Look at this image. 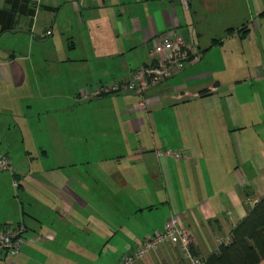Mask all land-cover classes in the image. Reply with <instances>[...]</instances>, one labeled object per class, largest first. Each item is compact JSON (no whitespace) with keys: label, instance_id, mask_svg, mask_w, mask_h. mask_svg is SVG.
<instances>
[{"label":"crops","instance_id":"0c3cea01","mask_svg":"<svg viewBox=\"0 0 264 264\" xmlns=\"http://www.w3.org/2000/svg\"><path fill=\"white\" fill-rule=\"evenodd\" d=\"M10 13L0 151L15 171L0 169V224L24 222L26 239L0 264H115L172 214L194 254L216 250L264 195V0H0V31ZM171 30L202 58L145 93L81 97L155 63ZM186 262L167 241L135 264Z\"/></svg>","mask_w":264,"mask_h":264},{"label":"built area","instance_id":"2783aa9c","mask_svg":"<svg viewBox=\"0 0 264 264\" xmlns=\"http://www.w3.org/2000/svg\"><path fill=\"white\" fill-rule=\"evenodd\" d=\"M50 33V30L48 31ZM151 53L158 54L157 61L142 65L133 70L132 75L127 80H120L113 83H102L88 88L81 94L84 99L94 98L112 93L136 91L145 93L151 86L162 82L175 73L182 70L187 64L200 60L203 51L200 46L187 40L179 31L171 30L160 35L154 44ZM215 87H213L214 89ZM145 98L142 104L145 105ZM158 155H168L175 158L184 156L181 150L165 146L156 150ZM0 169L14 172L11 156L0 151ZM18 179H14V184L18 185ZM26 225L24 222H6L0 224V254H16L21 250L25 236ZM191 229L181 222L176 214L167 218L162 228H156L150 234L139 241L138 246L126 253L121 261L115 264H135L138 259L145 257L151 250L156 249L160 244L167 241L176 242L187 258L186 264H205V259L195 255L190 248ZM230 235L220 237V244L228 242Z\"/></svg>","mask_w":264,"mask_h":264},{"label":"trees","instance_id":"16d2710c","mask_svg":"<svg viewBox=\"0 0 264 264\" xmlns=\"http://www.w3.org/2000/svg\"><path fill=\"white\" fill-rule=\"evenodd\" d=\"M10 16V22L0 32L13 28V14ZM190 248L192 251L191 244ZM204 259L205 264H258L264 259V195L235 225L229 241L221 243Z\"/></svg>","mask_w":264,"mask_h":264},{"label":"rangeland","instance_id":"374dc122","mask_svg":"<svg viewBox=\"0 0 264 264\" xmlns=\"http://www.w3.org/2000/svg\"><path fill=\"white\" fill-rule=\"evenodd\" d=\"M234 51L236 53L233 54L232 60H229L228 73L229 75H233L235 79H238L237 75L244 74L247 71V69L245 68L244 57H243L244 54L242 50L234 49Z\"/></svg>","mask_w":264,"mask_h":264}]
</instances>
